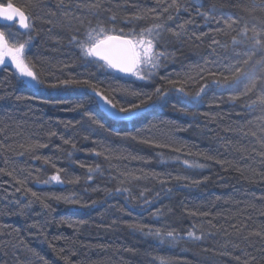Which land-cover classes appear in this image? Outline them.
Instances as JSON below:
<instances>
[{
  "label": "trees",
  "instance_id": "16d2710c",
  "mask_svg": "<svg viewBox=\"0 0 264 264\" xmlns=\"http://www.w3.org/2000/svg\"><path fill=\"white\" fill-rule=\"evenodd\" d=\"M96 2L62 0L61 7V0H12L31 18L26 56L40 78L45 84L89 79L124 106L138 103L133 92L161 87L168 94L136 117L117 120L98 100L90 101L88 90L37 92L0 67V264H66L64 256L67 264H160L161 258L169 264H264V235L252 234L264 233V79H257L264 68L249 70L231 88L212 83L222 79L220 73L230 75L253 48L251 30L248 38L239 35L245 24L255 26L264 42L262 0H177L179 11L167 12L163 8L172 0H99V9L83 6ZM199 6L212 10L207 22L197 14ZM65 12L80 19L66 18ZM137 13L143 18L125 19ZM98 22L125 34L156 23L174 31L183 24L184 30L179 37L162 31L159 43L174 56L151 81H141L84 65L69 40L74 34L82 38L89 23ZM233 37L243 43L233 45ZM255 60L264 62V51ZM205 67L218 70L217 76L204 73L201 79ZM253 81L252 91L242 95ZM205 84V91L190 99ZM180 87L188 99L174 90ZM85 111L104 128L90 127ZM184 160L206 166L190 168ZM97 165L90 174L89 167ZM56 174L63 183L43 182ZM16 199L19 208L10 203ZM30 199L37 208L27 213L22 203ZM156 229L173 231L178 239L161 243L147 234ZM189 231L203 238L189 239Z\"/></svg>",
  "mask_w": 264,
  "mask_h": 264
},
{
  "label": "snow or ice",
  "instance_id": "6c2138e0",
  "mask_svg": "<svg viewBox=\"0 0 264 264\" xmlns=\"http://www.w3.org/2000/svg\"><path fill=\"white\" fill-rule=\"evenodd\" d=\"M262 4H264V0H262ZM61 7L63 6L61 0ZM89 9H99L101 4L99 0L96 3H90L83 5ZM181 5L177 3V0H172L171 4L167 5L163 8L164 12H167L169 8H174L179 11ZM199 6L197 8V14L205 19L207 22L210 18H212V10L209 9L207 11H200ZM55 15V13H52ZM63 16L72 20H79V17L71 16L69 13H63ZM144 16L143 13H137L133 17L125 18L128 19V22H132L133 20L142 19ZM30 16L23 10L21 7H17L12 3V0H8V2L0 3V20L3 21H15L20 28L29 29V33H27V39L23 42L16 43L10 42L8 36H6L5 31L2 27H0V67H2L5 71H9V65H11L12 76L17 78V80L21 83H25L28 86L36 89L37 92H45L49 89H81L90 91L91 95L89 96L90 101H99L101 105H103L104 109L115 119L117 120H130L136 117L138 114L145 112L149 109L152 104H155L158 101L163 100L168 92L161 87H156L153 92H133L132 95L138 98V103L129 102L127 106L120 104L114 101V98L110 96V94H105L96 83H93L89 79H63L59 80L58 83H49L45 84V82L40 78L39 74L35 70V65L27 59L26 49L31 45L32 36L31 29L33 25L30 23ZM117 17L115 14H112L110 17V22L116 21ZM156 19H159V16H156ZM173 17L169 15L167 20H172ZM237 19H233L231 22H226L227 27L231 28L234 24L237 23ZM255 19V17H253ZM49 23L52 21L49 20ZM83 23V21H80ZM260 24L264 26V20L260 21ZM177 31L172 29H166L164 24L156 23L150 27L141 29L139 32L132 31L129 34H125L124 30L121 28L117 30L115 27H106L105 24L98 22L95 26H92L89 23L88 28L83 33V37L81 38L78 35H72L70 37L69 43L73 44L79 50L80 58L85 66H96L99 69L103 70L110 76H114L115 78H120L121 74L124 76H132L137 80L141 81H151L158 70L164 66V62L167 61L170 57L174 56V52H170L166 47L160 45L159 41L162 39L161 33L162 31H171L173 35L179 37L184 30V25H178ZM252 31L253 35L251 39L254 41V46L248 52L243 53L246 57L243 59L242 64L238 61L239 66L234 67V71H231L230 75H223L222 79H213L212 83L221 86L231 88L235 84L242 82V78L247 76L249 70L255 69L257 66L264 68V62L260 60L253 61V56L257 54L259 51H264V42L259 39L260 33L257 32L256 27L253 26L251 29L248 24H245L244 27L240 30L239 35L245 38H248V32ZM76 32H79V29H76ZM233 45H238L243 43V41L237 40L233 37L232 41ZM213 45L219 44V41L213 39ZM215 49H213V53ZM237 55H241L237 53ZM219 64L220 61H205V64ZM251 65V69L245 67ZM227 67V65H225ZM204 73H207L208 76L216 77L218 74L217 71H213L211 68H201L200 70V78L204 79ZM7 77H5V80ZM257 79H264V75L258 77ZM3 81H0L2 84ZM169 84L175 85L176 81L169 80ZM256 81H253L252 87L246 88L245 92L242 95L247 94L252 91V88L255 87ZM208 87V84L203 85L199 91L195 94V96L190 97V99H197L201 93L205 91ZM175 91L182 93L186 99H188V93L184 91L183 87L175 88ZM142 97V98H141ZM2 98V97H0ZM20 99V97H17ZM264 103V101H261ZM255 103V102H254ZM81 107V105H77V108ZM251 108V106H250ZM83 117H86V122L89 123V126H95L96 129H103L104 124L98 121L91 113L85 111L83 113ZM50 135H56L55 132L50 133ZM255 135V133H253ZM132 139H136V137H132ZM143 143H149V141L144 140ZM65 143H68L66 140ZM159 146V145H158ZM75 148V145H73ZM175 151H180V149H175ZM97 156L101 155V153L97 152ZM136 159V157H132ZM183 163L188 167H205L206 165L199 164L196 162H189L188 160H184ZM83 166V165H82ZM99 169V165L96 168L89 167L88 172L91 174L94 171ZM2 171V170H0ZM11 174V173H9ZM139 179V177H135ZM89 180L92 179L91 175L88 177ZM175 179H187V177H176ZM207 179V178H205ZM52 181L63 183L59 174L53 175L49 178V180L43 181L44 183H50ZM161 185L166 183L165 180L159 181ZM17 183H22L21 181H17ZM193 184H199L200 181H192ZM16 191H20V188H17ZM26 193L31 191L30 189L25 190ZM117 191H120L117 189ZM126 191V189H125ZM167 191H171V189H167ZM33 197L37 196V193L31 192ZM143 195V193H141ZM55 199H64L66 203H76L77 201H73L67 197H54ZM43 203V201H41ZM95 203V202H94ZM145 203H149V201L145 200ZM31 204V201H29ZM44 207H48L47 204H44ZM157 213H153L156 215ZM143 231V229H140ZM148 235H154L159 239L161 243L164 242L165 238H168L172 241L178 239V236L173 231H168L166 233H162L159 229H156L154 232L149 231ZM256 236H262L264 233L262 232H254L252 233ZM187 237L192 240H201L203 237L196 235L195 232L189 231L187 232ZM247 239V237H245ZM233 248H238L239 245L233 244ZM225 255L228 253L225 252ZM245 255H249L248 253H244ZM66 264L68 262V257H62ZM237 261L240 260L239 256L234 257ZM252 260H255V257H251ZM160 264H169L168 261H165L161 258ZM243 264H250L249 260H245Z\"/></svg>",
  "mask_w": 264,
  "mask_h": 264
},
{
  "label": "rangeland",
  "instance_id": "374dc122",
  "mask_svg": "<svg viewBox=\"0 0 264 264\" xmlns=\"http://www.w3.org/2000/svg\"><path fill=\"white\" fill-rule=\"evenodd\" d=\"M6 36H8L10 42L20 43L19 37L21 36V34L16 32L15 30L11 31L10 29H8V35L6 32ZM29 201H31V204H29ZM17 202H18V200L16 199L15 201H11L10 203H12L15 207L19 208V205ZM22 205L24 207L23 209H25L27 213H30L33 210H36V208H37V205L35 203H33L31 199L28 201L25 200L24 203H22ZM20 206H21V204H20Z\"/></svg>",
  "mask_w": 264,
  "mask_h": 264
},
{
  "label": "bare ground",
  "instance_id": "6f19581e",
  "mask_svg": "<svg viewBox=\"0 0 264 264\" xmlns=\"http://www.w3.org/2000/svg\"><path fill=\"white\" fill-rule=\"evenodd\" d=\"M0 25L3 26L2 28L5 31V34L7 32V35H8V29H10L11 31L12 30H15L16 32H18L19 34H21V36L19 37V41L20 42H23L26 39L25 35H26V31L28 29L20 28L16 23H12V24L0 23ZM1 69H3V68L1 67ZM9 71L12 74L13 69H10L9 68ZM18 205H20V203H18Z\"/></svg>",
  "mask_w": 264,
  "mask_h": 264
},
{
  "label": "water",
  "instance_id": "95a60500",
  "mask_svg": "<svg viewBox=\"0 0 264 264\" xmlns=\"http://www.w3.org/2000/svg\"><path fill=\"white\" fill-rule=\"evenodd\" d=\"M0 23H6V24H12V23H16L15 21H3L0 20ZM17 24V23H16ZM18 25V24H17ZM19 26V25H18ZM122 75V74H121ZM124 76V75H123Z\"/></svg>",
  "mask_w": 264,
  "mask_h": 264
},
{
  "label": "flooded vegetation",
  "instance_id": "af4514ba",
  "mask_svg": "<svg viewBox=\"0 0 264 264\" xmlns=\"http://www.w3.org/2000/svg\"><path fill=\"white\" fill-rule=\"evenodd\" d=\"M0 27H3L2 25H0Z\"/></svg>",
  "mask_w": 264,
  "mask_h": 264
}]
</instances>
